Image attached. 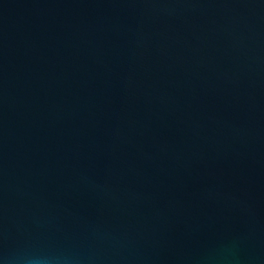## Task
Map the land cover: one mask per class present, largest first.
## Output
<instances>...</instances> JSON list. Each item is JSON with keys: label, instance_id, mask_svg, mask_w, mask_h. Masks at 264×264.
<instances>
[{"label": "water", "instance_id": "95a60500", "mask_svg": "<svg viewBox=\"0 0 264 264\" xmlns=\"http://www.w3.org/2000/svg\"><path fill=\"white\" fill-rule=\"evenodd\" d=\"M0 264H264V0H0Z\"/></svg>", "mask_w": 264, "mask_h": 264}]
</instances>
